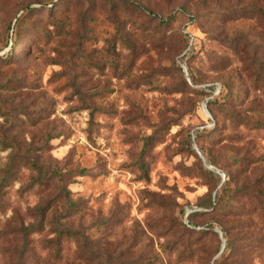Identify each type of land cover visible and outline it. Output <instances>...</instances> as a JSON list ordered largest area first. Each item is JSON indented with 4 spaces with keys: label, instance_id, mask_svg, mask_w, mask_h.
<instances>
[{
    "label": "rangeland",
    "instance_id": "obj_1",
    "mask_svg": "<svg viewBox=\"0 0 264 264\" xmlns=\"http://www.w3.org/2000/svg\"><path fill=\"white\" fill-rule=\"evenodd\" d=\"M261 11L0 0V264H264Z\"/></svg>",
    "mask_w": 264,
    "mask_h": 264
},
{
    "label": "trees",
    "instance_id": "obj_2",
    "mask_svg": "<svg viewBox=\"0 0 264 264\" xmlns=\"http://www.w3.org/2000/svg\"><path fill=\"white\" fill-rule=\"evenodd\" d=\"M260 17H261V21L262 22H264V12H260ZM179 70H181L180 68H179ZM192 80H193V78H192ZM224 87H225V85H224ZM207 111H208V113H209V115L210 114H212V109H211V107H210V105L207 103ZM210 117V116H209ZM190 146V145H189ZM195 154H197V152L195 153ZM201 154V153H200ZM198 155V154H197ZM202 157H203V152H202ZM199 156V155H198ZM203 164L206 166V165H209L210 166V168H208L207 166V168L209 169V171H208V173H211V170H212V167H213V165H214V162L213 161H211V160H204V157H203ZM223 185V184H222ZM214 194H216V193H214ZM203 201H200V203H199V206L200 207H202V208H211L212 207V204L216 201V199L213 197H211V194L209 193L208 195H207V197H206V201L204 202V199H202ZM30 227H28V228H25V231L23 232V233H25L26 234V232H27V230L29 229ZM230 247H232V243H231V240H229V239H227L226 238V240H225V245H224V248L225 249H229ZM18 252H20L21 251V249L20 250H17Z\"/></svg>",
    "mask_w": 264,
    "mask_h": 264
},
{
    "label": "water",
    "instance_id": "obj_3",
    "mask_svg": "<svg viewBox=\"0 0 264 264\" xmlns=\"http://www.w3.org/2000/svg\"><path fill=\"white\" fill-rule=\"evenodd\" d=\"M182 67H183V66H182ZM202 107H203V110H204L205 114H207L208 116H210L209 113H208V111H207V109H206V107H205V104H203ZM193 148H194V150L197 152V154L199 155V157H200L201 159H203V157H202V155L200 154V152H199L197 146H196V145H193ZM206 166H207L208 168H210L209 165H206Z\"/></svg>",
    "mask_w": 264,
    "mask_h": 264
}]
</instances>
